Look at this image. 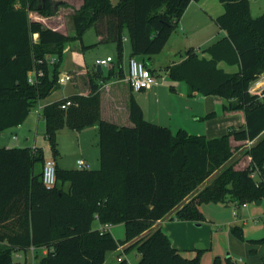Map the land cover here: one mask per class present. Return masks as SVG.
<instances>
[{
  "label": "trees",
  "instance_id": "1",
  "mask_svg": "<svg viewBox=\"0 0 264 264\" xmlns=\"http://www.w3.org/2000/svg\"><path fill=\"white\" fill-rule=\"evenodd\" d=\"M190 1L82 0L75 8L64 0H0V132L21 123L31 107L57 88L64 43H81L88 27L95 28L98 42L114 43L117 59L106 75L96 69L89 73V94L50 102L40 113L54 157L60 129L96 124L98 168L56 164V182L46 188L42 148L0 147V264H103L107 251L125 243L137 249L138 264H200L199 253L182 255L155 222L174 210L172 218L198 223L203 220L202 202L242 205L264 200V97L248 92L264 72V13L252 16L249 0H218L223 12L215 22L225 35L203 49L208 58L189 48L185 57L163 69L170 79L184 81L189 94L222 97L224 111L242 113L241 127L213 137L183 128L173 131L146 120L133 96L132 125L101 118L99 85L113 74L123 77L124 35L132 55L144 62L161 52ZM62 9L68 10L60 16ZM66 15L73 35L66 30ZM55 17L54 25L46 22ZM221 60L239 69L224 71L217 66ZM39 69L43 75L28 82V73ZM148 69L158 77V69ZM65 100L71 104L61 108ZM243 147L246 163H228ZM36 162L42 165L37 174ZM252 171L258 175L251 177ZM96 219L123 223L124 238L93 229ZM232 232L242 237L241 228ZM41 248L45 252L34 254L36 262L13 260L15 252ZM227 262L234 264L229 256ZM116 264L129 263L122 258ZM212 264H219V257Z\"/></svg>",
  "mask_w": 264,
  "mask_h": 264
},
{
  "label": "crops",
  "instance_id": "2",
  "mask_svg": "<svg viewBox=\"0 0 264 264\" xmlns=\"http://www.w3.org/2000/svg\"><path fill=\"white\" fill-rule=\"evenodd\" d=\"M64 1H67L70 6L75 8L78 7L82 2V0ZM253 2L256 3L255 11L252 10V6L254 7V5H252ZM249 3L252 16H257L261 13H264V0H249ZM67 10L68 9L60 10L59 15L61 16V14ZM222 12L223 5L218 0L190 1L178 19L177 25L171 32L161 52L144 59V63L148 68L158 69L155 74L158 75L157 78L159 82L149 88L139 91H133L125 80V76L127 75L128 61L130 57H133V55L131 53V46L129 45L128 49V45H124V41L128 42L129 40L128 36L124 35L123 46L124 49L126 48V58L123 52V58H125V63L122 59L123 77L116 78V75L113 74V76L99 85L98 91L100 96L101 118L118 125H132L133 123L129 117V99L130 96H133L135 101L140 105L143 116L146 120L158 125L167 126L173 131L178 128H183L189 133H200L213 137L217 136V133L219 132L225 131L226 133L232 128L241 127L243 124L242 113L239 111H224L223 105L226 103V101L222 97L217 95L189 94L188 87L184 81L170 79L167 75V72L163 70L167 65H170L173 62H178L183 57H185L186 51L189 48H192L199 57L208 58V52L204 51L203 49L225 35V31L221 29L215 22V18ZM30 16L32 18H38L33 13H31ZM65 17L68 16L66 15ZM65 17L63 18L64 24L66 21ZM57 18L58 17H55L51 20H47L46 22L53 23L54 25L57 21ZM73 34L69 33V35ZM33 37L35 38L36 34H33ZM83 37L84 35L82 36V44L85 43ZM99 38L100 36H97V39ZM70 42H74V45H68ZM206 43H208L207 46L202 48L201 45H206ZM79 44L80 41L78 40H71L64 43L62 59L59 64L58 86L46 99L38 101V105L41 107L50 102L64 99L74 94H89V73H91L93 69H96L101 71L102 75H106L109 70L115 67L117 59L115 54V45L113 42L107 43L106 49L99 51L96 54L93 59V65L91 66L93 68H91L87 63L84 52L82 51V48H80L81 44ZM107 56L112 57V61L109 63V65L99 66L100 69H97L98 65L95 64V60ZM217 66L226 72H235L239 69L238 64H228L222 60L217 63ZM66 75L68 76V79L64 80V76ZM165 80L167 81L165 82ZM30 111H32L33 115L35 116L33 125H35L36 129L38 128L37 126L39 121H43V119L40 117V113L36 111V106L33 107V109L30 108L29 112ZM209 112L217 113V119L211 120L208 124H206L207 129H209L207 130L204 128V120L201 117ZM26 118L21 123L13 126V131H10V133L7 131L5 132L7 128L0 132V147L9 148L30 146L28 141L33 136L32 125L27 122ZM217 120H220V123L214 124V121ZM64 130H66V128H62L57 132L56 138L58 140V148H60L62 151L60 143L64 139L75 141L76 144L71 153L75 157L73 165L68 166L65 163L62 154L64 151H60V156H58V153V155L55 157L52 156V154L50 156H46L44 154V158L53 157L55 163L61 168H76L77 159H82L87 164L88 168H98L99 149L97 125L94 124L81 130L69 129V131H67L70 132L68 136L66 133L61 135V132ZM32 146L42 148L36 144H33L30 147ZM41 166L42 165L40 164V170ZM63 186L66 188L68 183H65ZM218 204L228 203L218 202ZM173 216L174 210L165 217L157 220L154 224V227H160L168 235L172 245L177 248L182 255L185 256V254L182 252L183 249L185 247L191 246L193 242L184 234H177L174 230L176 227L184 228L189 227V224L196 223L178 220L176 218H172ZM101 226L102 224L99 223L97 219L92 222L93 229L99 230ZM111 226L112 225L109 226V232ZM127 245L128 243H125L121 246L124 247ZM30 251L32 258H35L34 254H36L37 251H41L40 254H43L45 249L41 248L35 251L34 249H30Z\"/></svg>",
  "mask_w": 264,
  "mask_h": 264
},
{
  "label": "rangeland",
  "instance_id": "3",
  "mask_svg": "<svg viewBox=\"0 0 264 264\" xmlns=\"http://www.w3.org/2000/svg\"><path fill=\"white\" fill-rule=\"evenodd\" d=\"M112 1L115 2L116 0ZM252 5H254V7L252 6V10L255 11L256 3L253 2ZM67 18L68 17H65L66 30L67 32L73 34L74 30L72 28L71 22ZM83 35V39L85 41V43L83 44L87 46H85L82 51L84 52L87 63L91 67L93 65V59L96 54L99 51L105 50L107 47V43L111 42H98L97 33L93 26L88 27ZM73 43L74 42H70L68 43V45L73 46ZM129 43V40L128 42L124 41V45H128V49L130 45ZM207 44L208 43H206V45H201L202 48L207 46ZM80 48H82V46ZM125 49L124 55L126 58ZM125 58H123L124 63ZM166 81L167 80H165V82ZM31 109H33V107H31ZM216 114L217 113H214L212 116L203 119L205 125L204 128L207 129L206 124H208L209 121L217 119ZM26 119L27 122L32 125L33 132V136L29 139L28 144L30 146L33 144L41 146L43 149V153L46 156H50L51 151L48 148L47 141L44 137L43 121L40 120L37 126L38 128L35 129V125H33L35 116L33 115L32 111L28 113ZM216 123H220V120L214 121V124ZM6 131L9 133L10 131H13V126L7 128L5 132ZM67 131H69V129L67 130L66 128V130L61 132V135L66 133V135L68 136L70 132ZM223 133H225V131L217 133V136H220ZM206 136L211 137L208 135ZM251 143L252 141L247 145H250ZM75 144L76 143L74 140L64 139L60 143L62 151L60 150V148H58V156H60V151H64V153H62L63 158L68 166L73 165V161L75 159L74 155L71 154ZM244 149L245 147L241 148L240 150H235L228 163H232L235 160L238 161V165H243L244 163H246L244 162L246 160V156H244L243 154ZM34 172L36 174L40 172L39 162L35 163ZM210 180L211 178H209L207 181ZM200 209L203 214V220L199 221V224H189V227L184 228L176 227L174 230L177 234H184L193 242L191 246L185 247L183 249L182 252L183 254H185V256H193L199 253L200 264H212L213 259L216 256L219 257V264H228V256L230 257V261L232 263L264 264V258H262L264 257V200H262L259 204H256V202L254 201L246 202L245 206L236 204L234 202H230L228 204L202 202L200 204ZM234 227L241 228V238L236 236L232 232V229ZM110 234L115 239L122 240L124 238L123 223L112 225L110 228ZM40 253L41 251H37L36 255H40ZM117 256L126 259L129 264H138L139 253L137 249L135 247H123L121 245L117 249L109 250L106 252L105 261L103 264H116ZM24 259H26L27 263H32L36 262L38 258H32L30 250H27L25 252L19 251L13 253L14 261L23 262Z\"/></svg>",
  "mask_w": 264,
  "mask_h": 264
},
{
  "label": "built area",
  "instance_id": "4",
  "mask_svg": "<svg viewBox=\"0 0 264 264\" xmlns=\"http://www.w3.org/2000/svg\"><path fill=\"white\" fill-rule=\"evenodd\" d=\"M53 58H51L50 62H53ZM112 61L111 56L98 58L95 60V64L98 66H108ZM43 75V71L41 69L36 71H31L28 73L27 80L30 83H35L37 76L40 77ZM68 76H64V80H67ZM125 80L127 81L129 87L133 91H139L142 89H146L155 85L159 82L158 78L155 77L149 71L148 67L145 63L138 57H130L128 61L127 75L125 76ZM248 92L251 94L258 95L259 97H264V73H261L256 80H254L248 87ZM71 104L70 100H65L61 103V108H66ZM42 107L40 105H36V111L41 113ZM15 137V136H14ZM76 165L78 168H87V164L82 159H77ZM55 160L50 158H45L42 166V182L46 188H51L54 186L56 182L55 177ZM251 177H256L257 171H252L250 173ZM246 203L242 204L245 206ZM110 224H102L99 228V231L102 233L104 231H108ZM120 256H117V260H121Z\"/></svg>",
  "mask_w": 264,
  "mask_h": 264
},
{
  "label": "water",
  "instance_id": "5",
  "mask_svg": "<svg viewBox=\"0 0 264 264\" xmlns=\"http://www.w3.org/2000/svg\"><path fill=\"white\" fill-rule=\"evenodd\" d=\"M97 69H100V67L98 66ZM260 202H261V201L258 200V201H256V204H259ZM196 224H199V223H196ZM234 264H237V263H234Z\"/></svg>",
  "mask_w": 264,
  "mask_h": 264
}]
</instances>
